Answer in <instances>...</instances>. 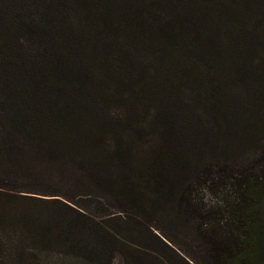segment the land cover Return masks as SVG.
<instances>
[{
  "label": "trees",
  "instance_id": "16d2710c",
  "mask_svg": "<svg viewBox=\"0 0 264 264\" xmlns=\"http://www.w3.org/2000/svg\"><path fill=\"white\" fill-rule=\"evenodd\" d=\"M213 169L235 199L204 209L189 189ZM127 248L264 264V0H0V264Z\"/></svg>",
  "mask_w": 264,
  "mask_h": 264
},
{
  "label": "rangeland",
  "instance_id": "374dc122",
  "mask_svg": "<svg viewBox=\"0 0 264 264\" xmlns=\"http://www.w3.org/2000/svg\"><path fill=\"white\" fill-rule=\"evenodd\" d=\"M227 174V172L219 171L217 169L204 172L202 175L200 174L194 179L192 186L189 189L190 199H201L204 209L212 208L215 204L220 202L219 199H235L233 188L230 184V178H226ZM111 203L113 204V207H115L118 201L116 199H111ZM113 211L117 210L111 208L110 212ZM100 213L103 215L102 213L104 212ZM175 220L176 221L169 217L161 219L158 222V225L162 233L165 236L170 237L179 249L186 251L188 255L195 258L197 263H200L202 260L201 253H203L200 252V250H202L201 239L194 235L192 229L180 225V221L177 219ZM111 226L121 232H124L126 229L119 221L113 222ZM130 230H134V234L131 233ZM131 234H133V236ZM139 235H144L145 238L148 237L145 227H128L127 231H125L124 238L129 241H140L138 239ZM151 245L152 248L160 253L165 259L173 260L171 254L167 253V251L158 243L152 241ZM120 251L123 250H118L114 253L111 264H148V261L144 256L131 257L128 248L125 249V252Z\"/></svg>",
  "mask_w": 264,
  "mask_h": 264
}]
</instances>
